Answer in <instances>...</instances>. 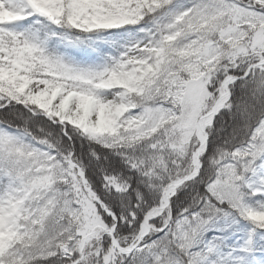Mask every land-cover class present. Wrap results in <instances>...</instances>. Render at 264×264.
<instances>
[{
    "label": "snow or ice",
    "instance_id": "6c2138e0",
    "mask_svg": "<svg viewBox=\"0 0 264 264\" xmlns=\"http://www.w3.org/2000/svg\"><path fill=\"white\" fill-rule=\"evenodd\" d=\"M0 264H264V0H0Z\"/></svg>",
    "mask_w": 264,
    "mask_h": 264
}]
</instances>
